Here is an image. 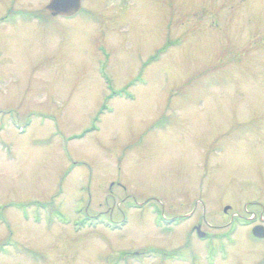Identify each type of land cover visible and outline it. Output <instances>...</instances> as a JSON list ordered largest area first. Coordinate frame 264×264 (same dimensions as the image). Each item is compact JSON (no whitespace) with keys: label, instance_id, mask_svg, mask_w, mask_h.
<instances>
[{"label":"rangeland","instance_id":"374dc122","mask_svg":"<svg viewBox=\"0 0 264 264\" xmlns=\"http://www.w3.org/2000/svg\"><path fill=\"white\" fill-rule=\"evenodd\" d=\"M47 2L0 0V264H264L230 224L264 216V0Z\"/></svg>","mask_w":264,"mask_h":264},{"label":"water","instance_id":"95a60500","mask_svg":"<svg viewBox=\"0 0 264 264\" xmlns=\"http://www.w3.org/2000/svg\"><path fill=\"white\" fill-rule=\"evenodd\" d=\"M81 8L80 0H48L45 10L51 16H74ZM252 234L259 238L264 235V228L256 226L252 228ZM198 230V227H197ZM201 234V233H200Z\"/></svg>","mask_w":264,"mask_h":264},{"label":"flooded vegetation","instance_id":"af4514ba","mask_svg":"<svg viewBox=\"0 0 264 264\" xmlns=\"http://www.w3.org/2000/svg\"><path fill=\"white\" fill-rule=\"evenodd\" d=\"M138 209H142V208H138ZM190 216H191V214H190ZM258 220L260 221H258V224H261L262 226H263V228H264V216H263V214H260L259 216H258ZM256 219V218H255ZM231 221H232V217H231V219H230ZM257 224V225H258ZM255 225V224H254ZM197 226H199V224L197 225ZM197 226H193L192 227V229L193 230H195V228H197ZM206 233V232H205ZM210 235V234H209ZM208 237V234L206 233L205 234V238H207ZM264 239V238H263ZM147 251H157V249L156 248H154V247H147L146 249H141V250H137V251H132V252H129V253H126L125 254V256H128L127 254H129L130 255V257H141V259L142 260H144V259H146L147 257H146V255H144L145 253H147ZM162 251H160V253L158 254L159 256L160 255H162L161 256V258H162V260H169V259H171V260H173L174 259V256H172V255H174V252H175V250H168V251H164L163 250V252L161 253ZM184 252V251H183ZM147 256H149V255H147ZM158 257V256H157ZM156 257V258H157ZM160 258V257H159ZM166 262H168V261H166ZM262 264V263H261Z\"/></svg>","mask_w":264,"mask_h":264}]
</instances>
